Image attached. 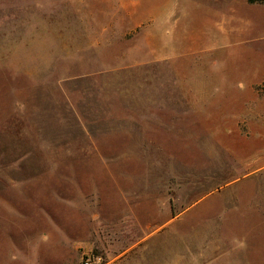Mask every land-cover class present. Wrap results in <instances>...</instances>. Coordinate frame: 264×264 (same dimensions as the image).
<instances>
[{
  "label": "rangeland",
  "instance_id": "obj_1",
  "mask_svg": "<svg viewBox=\"0 0 264 264\" xmlns=\"http://www.w3.org/2000/svg\"><path fill=\"white\" fill-rule=\"evenodd\" d=\"M226 55L264 66V0H0V264H264V83Z\"/></svg>",
  "mask_w": 264,
  "mask_h": 264
},
{
  "label": "crops",
  "instance_id": "obj_2",
  "mask_svg": "<svg viewBox=\"0 0 264 264\" xmlns=\"http://www.w3.org/2000/svg\"><path fill=\"white\" fill-rule=\"evenodd\" d=\"M125 11H127L129 14L132 15L131 8L129 9V7H126ZM131 18L133 19V22L138 23V19H135L134 16H132ZM149 32H150V30H147V32H146V34L148 35V38H149L148 39V44L151 43V41H150L151 34ZM230 42H231V39L229 38V36H227V37L225 36V38L223 39L222 44L219 46V48H220V50H221V52L223 54H227L226 53V49H227V47H231V45H230L231 43ZM239 53L242 54V56H239L237 59L241 60L242 63L248 59L247 53H245V52H239ZM165 57L166 56H164L162 58H158V59H161L164 62L174 60V58H172L171 55H168L166 58ZM224 57H228V56L227 55L226 56H220L219 58L216 57V59H221V58H224ZM212 58L214 59V57H212ZM225 60H227L226 64H224V66L226 65V67H222V63H221V64H219V66L222 67V68L217 69L219 74L221 73V75H224V76H222L223 80H225V79L229 80L230 79L231 81H233V79L231 77L244 75V77H246V81L243 82L240 79V80L237 81L236 84H237V86L241 85L240 87H242V85L244 84L245 87L248 88L250 91H252V90L256 91L258 89V87L261 86L264 83V66H260L258 69H256V68H247L246 66H244L242 69H238V68L234 67V64H236V62H233V59L230 60V59L226 58ZM232 63H233V66H231ZM210 67H214V62L211 63ZM192 80L195 81L194 79H192ZM196 81L198 83H200L199 82L200 81L199 78H196ZM197 106L199 107V105H197ZM244 108L245 107L243 105V107L241 108L240 112L235 113L232 116H229V120L230 121L232 120V117H233V121L230 122V123H235V121H236L235 118H240V117L243 116L244 112H243L242 109H244Z\"/></svg>",
  "mask_w": 264,
  "mask_h": 264
},
{
  "label": "built area",
  "instance_id": "obj_3",
  "mask_svg": "<svg viewBox=\"0 0 264 264\" xmlns=\"http://www.w3.org/2000/svg\"><path fill=\"white\" fill-rule=\"evenodd\" d=\"M86 264H89V262H87Z\"/></svg>",
  "mask_w": 264,
  "mask_h": 264
}]
</instances>
